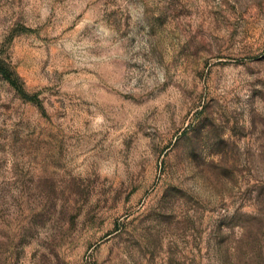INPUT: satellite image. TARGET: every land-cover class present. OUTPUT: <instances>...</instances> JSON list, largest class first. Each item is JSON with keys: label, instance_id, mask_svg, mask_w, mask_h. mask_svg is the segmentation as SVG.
I'll list each match as a JSON object with an SVG mask.
<instances>
[{"label": "rangeland", "instance_id": "374dc122", "mask_svg": "<svg viewBox=\"0 0 264 264\" xmlns=\"http://www.w3.org/2000/svg\"><path fill=\"white\" fill-rule=\"evenodd\" d=\"M0 264H264V0H0Z\"/></svg>", "mask_w": 264, "mask_h": 264}]
</instances>
